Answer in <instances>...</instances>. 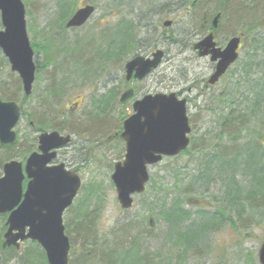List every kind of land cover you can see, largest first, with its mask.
Listing matches in <instances>:
<instances>
[{
    "label": "rangeland",
    "instance_id": "374dc122",
    "mask_svg": "<svg viewBox=\"0 0 264 264\" xmlns=\"http://www.w3.org/2000/svg\"><path fill=\"white\" fill-rule=\"evenodd\" d=\"M22 1L25 4L27 12L28 34L35 50L36 60L41 69L36 74L32 95L24 102V91L21 89L22 83L20 78L17 74L12 73L9 61L7 57H4L0 49V98L8 101L6 100L8 97L14 96L23 105L25 110V115L15 130L18 134L17 143L25 142L26 140L32 141L38 137L39 133L34 132L32 127H30V121L34 122L36 126H40V124L37 125V122L34 120L38 121V119H43L47 122L51 121V118L48 117L49 111L46 112L43 106L46 103L45 100H56L57 110L72 112V115L68 117L71 120L79 118L85 120L87 118L84 126L90 125L94 120L96 121L95 126L98 125V131L95 132V135L98 134V137H93V142L86 143L85 139L87 138V134L85 137L75 136V140L81 142L85 147L84 155L82 153L81 156L80 153L79 156L77 153L75 154L76 149H74V146L67 147L61 151L67 157V163L72 161V164L69 166L76 169V172L80 173L82 178L83 186L79 191L78 198L73 204V210L79 209L82 206L87 207L89 210L87 212L89 213L94 210L93 213L98 216L96 226L98 233L106 237L110 236L112 234L110 232L117 226L121 229L120 225L123 223L132 224L136 220H141L144 224L151 216L157 225L154 230H151L152 238L147 239L145 237L142 241V247L145 251L141 252V255L148 257L153 264H260L258 250L262 243H264V217L261 216L262 213L264 214V210L248 212L244 217V219L251 218L252 221L261 223V226L255 223L252 225L249 222V226L244 227L246 229L239 230L229 221L220 232H211V234L206 235L208 243L204 247H195L187 253L184 252L183 248L174 251V248L172 249L166 242L167 232L170 230V224L165 220L168 214L167 209L172 207L176 203L177 197H179V191L177 190L179 184H176V180L188 181V176L196 173L199 162L202 161L203 157L196 156V154H192V156L184 155L175 161L166 159L162 164L154 166L150 169L151 182L147 186L145 193L142 196H135L133 209L128 211L121 209L120 204H118V195L114 183L111 180L115 164L124 159V143L122 140H119V142L109 145L107 138L102 135L105 131H108L109 126H111L112 130L111 133H108L110 135H113L118 130L121 131L122 122L116 119L117 112L109 111L104 114L103 110L107 108L106 106L115 102L112 100L113 95H117L122 91L120 77L117 75L121 67L137 54V50L142 46L140 42L147 43L146 31L144 29L145 21L143 22L141 15L148 18V23L151 24V28L154 30V33L151 30L149 34V37H151L152 33L154 34L153 38H151L153 42L157 43L158 41L156 38L157 32L167 30L163 26L164 23L173 21V25L168 30L173 31L177 38L181 40L184 38L188 43L187 33L191 30L194 31L195 27L192 20V13L194 12H187L193 0ZM234 1L239 6L244 5L243 0H203L204 6L201 12L206 10L211 18L218 12L223 11L225 14V17L220 23V30L216 33L217 42L220 46H224L230 38L234 37L233 34L237 30L235 31L233 29L237 26L239 28L241 25L238 20L240 22L242 21V23L245 21L244 14L241 16L232 14L230 6ZM91 3L98 8V11L91 19L92 21L82 32L69 31L66 24L70 16L80 6L86 4L91 5ZM61 6L62 10H64L63 14L59 10ZM197 11L194 14L201 15ZM200 18L199 16L196 20H201ZM125 20L133 25V30L130 37L122 39L118 37L122 34L120 23ZM102 21L103 23H101ZM0 30H2L1 20ZM103 31H106L107 36L110 34L111 38L115 34V39L112 38L118 41V47L115 50L111 51L108 48L107 50L109 51H107L105 49L102 59L98 57L92 59L93 56L89 55L83 61L87 65H78L69 59L72 55H75L74 52L79 48L78 40L82 37H86L83 38L85 41L89 37L98 40V36ZM92 41L86 44L89 45V48L94 49V47L99 46V44L96 45L97 41H93V43ZM191 41L193 43L194 38ZM249 41L250 38L243 43L239 61L212 90V94L218 92L222 95L223 93L231 92L232 89H235L236 83H240L243 80V77L240 76H243L242 73L245 67L248 66L253 71L255 70L257 62H250L253 56V49ZM190 46H186L187 51L183 50L185 48L184 46H182L181 51L172 47L173 50L167 55V60H170L169 63L165 62L156 71V74L152 76V79L156 77L155 83H157L154 84L156 91L153 90V92L171 93L172 91L183 90L185 95L189 94L188 114L193 127L191 135L193 138L199 139L197 140L198 143L202 139H205L204 134L209 130V127L215 129V123L213 122H216L218 116L208 111L207 102L204 100L206 95L204 94L203 96L204 91H202L203 79L208 78L211 72L209 69V60L200 59L193 51V48H191L192 46ZM50 58L53 61L54 59L55 61L57 60L56 64L60 65L61 62L64 63V66L60 65L58 67L54 64L48 66L47 61ZM104 71L108 73L109 78L107 74L104 73V75L102 73ZM50 87L56 88V90L54 89L55 94H50L52 93L49 91ZM189 87L193 89L191 93L187 92ZM110 100H112L111 103ZM79 105H83L84 109L82 111L77 110V106ZM100 110H102L101 113ZM90 111V116H87L86 113ZM31 112L32 117L30 116ZM89 119L90 121H88ZM262 121L263 126L264 120ZM49 123L53 124L51 122ZM255 126L256 123L250 127L253 128ZM49 128L47 126L45 131L52 132ZM90 132L91 134L93 133L92 131ZM241 136L242 138L239 139V142L234 141L229 143L228 140H224L222 145L227 150L231 148L230 152L234 153L237 149L244 147L245 144L250 145L252 142L260 144L261 154H264V137L258 141L250 132H244ZM91 143L93 144L90 145ZM89 146L93 148L90 149L92 151L91 156L87 158L86 155ZM33 149L35 150L37 147H33ZM13 151L10 158L18 162H24L29 155V153L23 154V152L22 155H18L19 153L17 152H19V149H14ZM4 152L0 151V158ZM251 154L254 157V161H258L256 150H252ZM65 157L60 160L63 161ZM251 165H254V163H251ZM238 169H235L233 172V168H230L227 171L228 173H221L226 177L223 178L222 175H219L223 179L217 175L219 174L218 172L215 175L217 182H213L209 186V192H205L203 186L195 185L193 190H195L196 194L188 195L186 198L181 197L179 200V204L183 206L184 212H189L191 216H194L191 218L194 220L205 209L207 211L214 210L217 206L212 199L217 197L220 199V196L225 195L226 186L230 185L229 179L232 174L237 177V182L240 185H247V180H242L244 178L242 177L244 175L243 172ZM2 173L3 171L1 169L0 178ZM186 181L182 189L186 185ZM188 198H194L197 201L200 200L202 205L199 207L190 205L187 203ZM66 217L68 218L70 215H66ZM1 227L0 221V229ZM118 235L123 237L124 240L119 242L114 236H110L112 239L109 237V241L107 242L109 243L108 246L110 245L111 247H107V249L114 248L120 255L119 249L116 248L117 245L121 248L127 246L130 242V236L128 234L124 237V233L115 234L116 237L120 238ZM27 245L28 243H26L24 249ZM73 248L76 247L73 246ZM200 251L202 253L198 254ZM76 257L77 255L73 250L69 257L70 263L71 259L73 258L74 260ZM165 259H169L168 263L161 261ZM11 263L14 264L13 262Z\"/></svg>",
    "mask_w": 264,
    "mask_h": 264
},
{
    "label": "trees",
    "instance_id": "16d2710c",
    "mask_svg": "<svg viewBox=\"0 0 264 264\" xmlns=\"http://www.w3.org/2000/svg\"><path fill=\"white\" fill-rule=\"evenodd\" d=\"M196 1V9H194L193 12L195 13V10H198V14L201 15L192 13V20L195 28L199 29V24L202 22V14L204 13L209 18L211 17L206 10L201 12L204 6L203 0ZM243 1V6H239L235 1L233 3L230 2L232 4L230 6L232 14L238 16L244 14L243 16L245 17L243 23L238 20L242 26L240 25L241 27L239 26V28L238 26L235 27L233 30L237 31L233 35H243L244 42L250 38V46H252L253 49V56L250 59V62H257L255 70L253 71V69L248 66L245 67L242 73L243 76H240L243 77V80L241 81L242 83L237 82L235 89H232L231 92L226 94L223 93L222 95L215 92L213 93V96L205 97L204 100L207 102L206 105L208 106V111L215 113V115L218 116L216 122H213L215 123V129L209 127V130L204 134L205 139H202L198 143L197 140L199 139L191 136L190 148L183 154L175 157V159H168L175 161L181 156H192V154L203 157L202 161L199 162L196 173L188 176V181L176 180V184H179V187H177L179 197H177V200L175 201L176 203L167 209L168 214L166 215L165 220L170 224V230L167 232L166 242L172 247V249L174 248V251L183 248L184 252L187 253L195 247H204L205 244L208 243L206 235L211 234V232H220L224 225L229 223V221L239 230L246 229L244 227H248L249 222H251L252 225L255 223L256 225L261 226V223L252 221L251 218L244 219L248 212L264 210V154H261L262 150L260 149V144L252 142L250 145L245 144L244 147L237 150L235 149L236 151L234 153L230 152L231 148L230 150L228 149V151L226 147L222 145L224 140H228L229 143L234 141L239 142V139L242 138L241 135L244 132H250L258 141L264 137V124L262 126V120H264V0ZM201 4L203 5L201 6ZM59 10L62 12L61 14H63L64 10H62V6L59 7ZM218 14H221V18L217 32L220 30V23L225 17L223 11L216 13L214 16ZM199 16L201 17V20H196ZM132 28L133 25L129 21H122L120 23L122 34L118 37L122 39L130 37L133 30ZM114 35L112 38H114ZM98 38L100 41L96 43V45L99 44L98 47L91 49L89 48V45H86L82 50L77 49V51L74 52L75 55H72L69 59L72 60V62H76L78 65H86L83 62L86 57L84 56V53L93 56L92 59L97 57L102 59L103 51L105 49L107 50L109 48V50L112 51L118 47V41L114 40L115 38L112 39L110 34L107 36L106 31H103ZM92 40L97 41L94 38L89 37L88 42H91ZM154 43L155 45L157 44L156 42ZM56 61L55 59L53 61L52 58H50L47 61V64L48 66L52 64L58 67H60V65L64 66V63L61 62L59 65L56 64ZM35 63L38 67V72H40L41 67L38 65L37 60ZM54 89L56 90L55 87H50L49 91L52 92L50 94L56 93ZM113 97L112 100H116L117 95L115 94ZM6 100L19 103V100L15 99L14 96L8 97ZM45 102L46 103H44L43 106L45 107L46 112L49 111L48 117L51 118V121L47 122L43 119V121L40 119H38V121L34 120L37 122V125L40 124V126L38 125L39 127L36 126L34 122L30 121V127H32L34 132L40 133L45 131L48 126L51 131H59L63 134L70 133L74 136L78 135L79 137H85L87 134V138L98 137V134L95 135V132L98 131V125L95 126V120H91L92 123L90 125L84 126V123L87 122V118L85 120L81 118L71 120L68 118L71 116L69 112L56 109V100H45ZM109 111L110 109H105L103 110V113L105 114V112L107 113ZM101 112L102 110H100V113ZM30 116L32 117V112ZM88 121H90V119ZM49 122L53 124H50ZM254 123H256V126L251 128L250 126ZM31 124H33V126H31ZM90 131L93 133L91 134ZM111 131V126H109L108 131H105L102 135L107 138V143H109V145L117 142V140H110L112 135L108 133H111ZM106 134L108 135L106 136ZM19 143L10 146H3L0 144V151H5L0 158V170L2 169L3 171L4 164L14 160L10 158L14 149H19V152H17L19 153L18 155H22V152L23 154L29 153V155H31L32 151H34L33 147H38L37 137L32 141L26 140L25 142L23 141L20 144ZM252 150H256L258 161L256 159V161H254V157L251 154ZM251 163H254V165H251ZM230 168H233V172L235 169L239 168L244 174L242 180H247V185H240L237 182V177H235L234 174L230 175V185L226 186L227 189L225 195L222 197L220 196V199L218 197L212 199L217 207L210 211L205 209L203 212H200L194 220H192L191 218L194 216H191L189 212H184L183 206L179 204L180 198H186L188 195L196 194L195 190H193L195 185L203 186L204 191L209 192V186L212 185L213 182H217L215 175L219 172V174H217L218 176L222 175L223 178H226L224 174L221 173L227 172ZM222 176L219 177L222 178ZM185 181L186 185L182 189ZM187 203L194 205L195 207L202 205L200 200L197 201L194 198H188ZM87 211H89L88 208L84 206L74 210L73 207H71L66 213V215H70V217L67 218L66 215L64 217L66 234L71 242V250H74L77 255L76 259H71L70 264H153L148 257H143L141 255V252L145 251L142 247V241L145 237H147V239L152 238L153 235L151 230H154L157 225L151 216L144 224L141 220H136L132 224L123 223L120 225L121 229L117 226L112 232H110L112 233L110 236H114L119 242L124 240V238L119 235L120 238H118L115 234L124 233V237L128 234L130 236V242L127 246L121 248L117 245L116 248L120 251L119 255L116 249H107V247H111L110 245L108 246L109 243L107 242L109 241L110 236H107V239L105 235H100L98 233L96 227L98 216L93 213L94 210L91 211L92 213ZM261 216L264 217V214L262 213ZM0 221L2 225L0 229L1 264H12L11 262L14 264H49L46 260L45 251H43L39 244H35L31 241L26 242L28 245L25 249L24 246H26V243L21 249H3L4 235L7 228L6 216H0ZM111 237L110 239H112ZM73 246L76 248H73ZM201 253L202 251L198 252V254ZM161 261L163 263H168L169 259Z\"/></svg>",
    "mask_w": 264,
    "mask_h": 264
},
{
    "label": "water",
    "instance_id": "95a60500",
    "mask_svg": "<svg viewBox=\"0 0 264 264\" xmlns=\"http://www.w3.org/2000/svg\"><path fill=\"white\" fill-rule=\"evenodd\" d=\"M95 12L94 7L81 8L71 19L68 28L81 27ZM1 23L0 49L8 58L14 73L23 81L25 96L33 91L36 66L34 52L27 34L26 10L21 0H0ZM220 15L213 25L218 27ZM168 21L165 26L169 27ZM240 37L231 39L224 49L216 47L211 34L194 48L200 57L211 56L216 62V72L210 78L215 85L229 67L238 60ZM164 52L159 50L153 60L137 57L127 64L128 77L136 71V78H143L157 69ZM132 91L121 98L125 102ZM21 110L15 102L0 100V144H16L14 129L20 123ZM191 126L187 103L170 95H150L135 102L134 114L124 124L121 137L126 142L125 161L115 166L112 182L115 184L118 202L125 210L133 207V196L142 195L149 183V168L166 158H175L189 148ZM39 152H34L24 166L16 161L5 164L0 179V215L11 213L8 232L3 247H17L19 242H38L46 252L49 264H69L70 239L65 235L63 215L77 198L82 187L81 178L65 168L50 166L57 153L55 150L70 143V137L59 133H43L39 137ZM28 179L24 193L23 182ZM153 224V223H151ZM259 263L264 264V244L259 249Z\"/></svg>",
    "mask_w": 264,
    "mask_h": 264
},
{
    "label": "flooded vegetation",
    "instance_id": "af4514ba",
    "mask_svg": "<svg viewBox=\"0 0 264 264\" xmlns=\"http://www.w3.org/2000/svg\"><path fill=\"white\" fill-rule=\"evenodd\" d=\"M196 3H197L196 0H194V1L191 2L189 8L187 9V12L188 13H190L191 11H193L194 9H196L195 8L196 5H197ZM198 4H200V3H198ZM86 5H84V6H86ZM181 5H183V4H181ZM84 6H80L78 9H81V7H84ZM95 7L97 8L96 5H95ZM74 14H75V12L70 16V18L73 17ZM202 15H203L202 16V20H201L202 22H201V24H199V29H196L194 27V31L191 30L190 32L187 33V37H188V41H189L188 43L186 41L184 42V40H185L184 38H183V40H181V39L177 38V36H175V33L173 31H169L168 30L173 25L174 22H172L171 26H169V28H167V30L169 32L167 30L166 31H163V30L162 31H159L158 30L159 32L156 31L157 32L156 33V38L158 40L156 45H155V43L151 39L154 36L152 32H151L152 33L151 37H149L150 30H149L148 26H151V24L148 23V18L147 17L141 15V18L143 19V22L145 21L144 29L146 31L147 43L140 42V44L142 46L137 50V54L134 55L131 59H129L127 61V63L124 64L121 67V69L119 71V74H117L120 77V83L122 84V91L119 94H117V98H116V100H114L115 102L113 104L111 103L112 100H110V103H111L109 105L110 107L109 106H106L107 107L106 110L107 109H110L111 112L112 111L113 112H117L115 117H116L117 120L118 119L121 120V122H122V124H121L122 130L121 131L120 130L119 131H116L111 136L110 139L117 140V142L119 140H122V139H120V134L122 133V131L124 129L123 128L124 122L127 119H129V117L134 113V105L133 104L135 102L139 101L140 99L144 98L145 96H150V94H152V95L158 94V92H153V90L156 91V89H154V84H157V83H155L156 82V77H155V79H152V76L154 74H156V71L159 70L164 65L165 62L169 63L170 60H167V55H169V53L171 52L170 47L180 48L181 46H184L185 48H183V50L184 51H187L186 46L191 45L192 47L191 46L190 47L193 48V51L197 54V56L200 59H207V60H209V64H210L209 69H210L211 72H210V75L208 76V78H204L203 79L204 82L202 83V85H203V90L202 91H204L203 92V95L205 94L206 96H213V94H212L213 91L212 90L218 85V83L215 84V86H211L209 84V78H211L214 75L215 71H216V69H215L216 68V63L215 62L213 63L210 57H203V58H201L199 56V52L195 50L194 46L196 44L202 42V40L206 36H208L210 34H212L215 37V41L217 42L216 33H217V29L219 28V26L216 29L214 27V25H213L214 20L216 18L215 16H213L212 18H209L204 13ZM70 18L68 19V22H69ZM91 21L92 20H90L88 23H86L85 25H83V26H81L79 28L78 27H73L71 29H69V28H67V29L69 31H72V32H82V30L84 28H86L87 25ZM103 21L101 23H103ZM68 22H67V24H68ZM67 24H66V27H67ZM170 34L173 35V36H175V37L171 36ZM83 38H86V37H82L80 40H78L79 41L78 42V46H79L78 49L79 50H82V47L86 46V44L89 43L88 40L85 41V39H83ZM193 38H194V42L192 43L191 39H193ZM97 42H100V41L97 40ZM217 45H218V42H217ZM159 49L163 50V52H164V56H163V59H162V63L159 66V68L151 70L150 73L148 75H146L145 77H143V78H139V77L136 78V74H137L136 71H133L132 74H131V76L128 77L129 75L127 73V64H128V62L130 60H132L134 58H137V57H143L145 59V61H148V60H150V59L153 58L154 54ZM95 55H97V54H95ZM84 56H86L85 59H84V60H86L87 57H89V54L88 53H86V54L84 53ZM103 60H104V58H103ZM104 69H105V67H104ZM37 71H38V67H37ZM105 71L102 72V73L104 74ZM105 74H107V77L109 78L108 73H105ZM87 77H90V76H87ZM21 83H22V81H21ZM192 90L193 89L191 87H189L187 89V92L191 93ZM128 91H132V93H131L132 96L130 98H128V100H126L125 102L121 103L120 102L121 97L124 94H126ZM172 93H175L179 99L186 100V102L189 104V102H190V99L188 98L189 94H186L185 95V93H184L183 90L182 91H172L171 93H168V94H172ZM112 98H114V97H112ZM21 109H22V107H21ZM83 109H84L83 105L77 106V110H81L82 111ZM69 113L71 114L72 112H69ZM90 114H91V111L88 112V113H86V115H90ZM31 126H33V124H31ZM56 132H58L62 136H64V135L65 136H69L71 142L68 145H66L64 148L57 149V151L55 150V153H57V156H56L55 160L52 162V165L53 166H55V165H65V167H67V169H71V170L77 171L72 166H69L70 164H72V161L70 163H67L68 159H67V157H65V155L62 154L61 151L63 149H65V148H67V147H70V146L73 147L74 146V149H76L75 154L77 153L78 156H79V153H80V156H81V153L84 155V152H85L84 151V149H85L84 145L81 142H77L75 140V136L76 135L74 136L73 134H70V133H64L63 134V133H60L59 131H56ZM40 133H42V132H40ZM85 140H86V143L87 142H90V141L93 142L92 138H86ZM74 142H76V143L74 144ZM92 144L93 143H91L90 145H92ZM76 145H77V148H76ZM91 148H93V147L92 146H89L88 147V150H87L88 152H87V155H86L87 158H89L91 156V154H92V151H90ZM64 157H65V159L63 160L64 161L63 162L60 159H62ZM7 218H8V215H6V220H7Z\"/></svg>",
    "mask_w": 264,
    "mask_h": 264
},
{
    "label": "bare ground",
    "instance_id": "6f19581e",
    "mask_svg": "<svg viewBox=\"0 0 264 264\" xmlns=\"http://www.w3.org/2000/svg\"><path fill=\"white\" fill-rule=\"evenodd\" d=\"M148 28H149L150 31L152 30L151 26H149ZM152 31H153V33H154V30H152ZM170 35H171V34H170ZM171 36H173V35H171ZM175 36H176V35H175ZM175 36H173V37H175ZM234 37H240L241 40L244 38L243 35H234ZM234 37H233V38H234ZM185 41H186V40H184V42H185ZM174 48H176V47H174ZM170 49H171V51L173 50L172 47H170ZM176 49H178V51H181V50H182V46H181L180 48H176Z\"/></svg>",
    "mask_w": 264,
    "mask_h": 264
}]
</instances>
